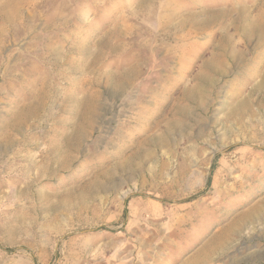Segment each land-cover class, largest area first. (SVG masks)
<instances>
[{
	"label": "rangeland",
	"instance_id": "obj_1",
	"mask_svg": "<svg viewBox=\"0 0 264 264\" xmlns=\"http://www.w3.org/2000/svg\"><path fill=\"white\" fill-rule=\"evenodd\" d=\"M0 264H264V0H0Z\"/></svg>",
	"mask_w": 264,
	"mask_h": 264
},
{
	"label": "bare ground",
	"instance_id": "obj_2",
	"mask_svg": "<svg viewBox=\"0 0 264 264\" xmlns=\"http://www.w3.org/2000/svg\"><path fill=\"white\" fill-rule=\"evenodd\" d=\"M142 137H145V136H142ZM159 137V136H158ZM146 138V137H145ZM142 139V138H141ZM138 140V139H137ZM143 142V141H142ZM146 143V142H145ZM133 144V143H132ZM135 147V146H134ZM128 151V150H127ZM126 151V152H127ZM131 151V150H130ZM133 151V150H132ZM131 151V152H132ZM125 152V153H126ZM130 152V153H131ZM138 154V153H137ZM151 154V153H150ZM148 155H149V153H147L146 154V157H148ZM142 156V155H141ZM125 157V156H124ZM139 157V156H138ZM140 158V157H139ZM135 159V158H134ZM129 161H130V159H129ZM138 161V160H137ZM129 164H130V162H129ZM250 214V213H249ZM251 215V214H250ZM245 216H242V217H239V219L238 220H236V222H238L239 224H240V228H242L243 227V225L245 224V222H247L249 219H251V216H246V217H249V218H244ZM232 232H233V229L232 228H229V229H227L225 232H224V234H223V238H228V237H230V235L232 234ZM226 242V241H225ZM221 245H223V244H221ZM218 246V245H217ZM212 250H213V248H212ZM218 251V250H217ZM207 252H208V249H205L204 250V256L205 257H207ZM215 252V251H214ZM216 254V253H215ZM202 257V256H201ZM198 259V258H197ZM200 260V259H199ZM199 262V261H198Z\"/></svg>",
	"mask_w": 264,
	"mask_h": 264
},
{
	"label": "trees",
	"instance_id": "obj_3",
	"mask_svg": "<svg viewBox=\"0 0 264 264\" xmlns=\"http://www.w3.org/2000/svg\"><path fill=\"white\" fill-rule=\"evenodd\" d=\"M210 185V178L208 177L207 181H206V187H208ZM196 196V195H195ZM195 196H192L188 199L189 200H192L193 198H195ZM7 251H11V249L7 248L6 249Z\"/></svg>",
	"mask_w": 264,
	"mask_h": 264
},
{
	"label": "crops",
	"instance_id": "obj_4",
	"mask_svg": "<svg viewBox=\"0 0 264 264\" xmlns=\"http://www.w3.org/2000/svg\"><path fill=\"white\" fill-rule=\"evenodd\" d=\"M206 261V260H205Z\"/></svg>",
	"mask_w": 264,
	"mask_h": 264
}]
</instances>
